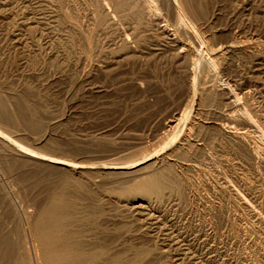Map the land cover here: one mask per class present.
<instances>
[{"label": "rangeland", "instance_id": "1", "mask_svg": "<svg viewBox=\"0 0 264 264\" xmlns=\"http://www.w3.org/2000/svg\"><path fill=\"white\" fill-rule=\"evenodd\" d=\"M0 114V264H264V0H0Z\"/></svg>", "mask_w": 264, "mask_h": 264}, {"label": "bare ground", "instance_id": "2", "mask_svg": "<svg viewBox=\"0 0 264 264\" xmlns=\"http://www.w3.org/2000/svg\"><path fill=\"white\" fill-rule=\"evenodd\" d=\"M0 116H1V114H0ZM5 118H6V116H5ZM23 153H25L26 155H28L30 157L37 158V159H40L43 161H47V162H50L52 164H58V165H62L64 167L65 166L74 167L73 164L71 165V163L63 162V161L61 162L59 160L49 158L50 156L49 157L38 156V155H35L31 152H28L27 150L26 151L24 150ZM121 168H123V167H121ZM158 179H159L158 177H154V178L150 179L149 181L143 183L140 186L141 191L144 193H149L151 190L157 189L160 185V182ZM63 212L64 211L62 209L61 204H59L56 201L53 202L50 206H48L46 209H44V211H43L44 216L39 221V224L35 228V236H36L37 240L44 247V252H42L43 253V263L44 264H82L83 262H85L87 260L92 261L94 263H97V261L100 257V255L98 253H92L90 255H86L83 253H75L74 252L75 249H73V247H71L69 245H61V246L57 245V243L60 242L61 239H63V238H64V240L67 239L66 233L59 234L57 232L59 228H62V222L65 218V214ZM3 243L5 244L4 240H3ZM3 243H2V245H4ZM0 260H1V258H0ZM104 264H122V263L120 260V256H116L113 258L112 262H110V263L104 262Z\"/></svg>", "mask_w": 264, "mask_h": 264}]
</instances>
